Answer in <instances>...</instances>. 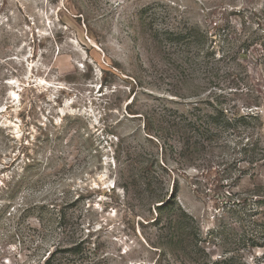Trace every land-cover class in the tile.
Masks as SVG:
<instances>
[{
	"label": "rangeland",
	"instance_id": "obj_1",
	"mask_svg": "<svg viewBox=\"0 0 264 264\" xmlns=\"http://www.w3.org/2000/svg\"><path fill=\"white\" fill-rule=\"evenodd\" d=\"M231 256L264 264V0H0V264Z\"/></svg>",
	"mask_w": 264,
	"mask_h": 264
},
{
	"label": "trees",
	"instance_id": "obj_2",
	"mask_svg": "<svg viewBox=\"0 0 264 264\" xmlns=\"http://www.w3.org/2000/svg\"><path fill=\"white\" fill-rule=\"evenodd\" d=\"M226 122L229 123L231 121L226 120ZM149 196L150 195H148V197ZM154 200L161 202L160 205L154 206L157 210L167 208V213H168L167 215L171 216V218L168 220V226L166 227V231H170V234L162 236V239L164 240L162 244H164L165 247L170 249L180 248L181 250H183L184 247L188 246L191 243V242L189 243V241H191L190 240L191 238H196V234L193 232V230L190 229V226L187 223L188 222L187 219L192 220V217L185 214V212L181 209V207H179V209L182 213L175 214L173 216L174 214L173 211L176 202L174 201L172 195L168 196L167 198L166 193H163L161 195H158V197H156ZM152 202L153 201H150L148 202V204ZM172 216L174 217V219ZM154 221H156V219ZM193 246L197 247V244H194ZM233 259H234L233 256L219 257L215 260H210V259L207 261L202 260L198 264H233L234 262ZM48 262L49 259L47 260V264Z\"/></svg>",
	"mask_w": 264,
	"mask_h": 264
}]
</instances>
